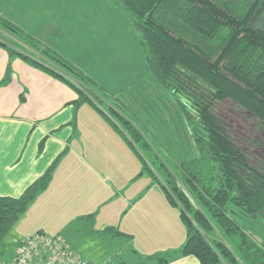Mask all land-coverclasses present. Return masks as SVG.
<instances>
[{
  "label": "trees",
  "instance_id": "trees-1",
  "mask_svg": "<svg viewBox=\"0 0 264 264\" xmlns=\"http://www.w3.org/2000/svg\"><path fill=\"white\" fill-rule=\"evenodd\" d=\"M105 1L126 14L152 78L164 90L159 91L187 125L189 155L176 161L168 154L173 168L158 149L161 142L145 135L140 122L132 125L124 111L132 108L121 97L106 96L113 112L104 111L98 104L101 94L92 93V80L80 69L4 19L0 29L6 38L40 53L49 65L21 49L17 55L73 88L74 118L81 105L89 104L131 147L142 165L137 177L149 175L179 212L185 229V241L177 250L182 256L195 257L197 264H264V237L245 226L264 217V30L250 24L261 0H251L246 10L242 3L224 0ZM231 110L249 120V145L262 150L260 157L252 159L249 145L240 144L225 117ZM66 152L20 196H0V257L3 239L47 188ZM95 215L83 218L94 221ZM103 231L121 233L115 227ZM54 239L61 250L75 254L61 236ZM168 261V254L158 258V264Z\"/></svg>",
  "mask_w": 264,
  "mask_h": 264
},
{
  "label": "crops",
  "instance_id": "crops-1",
  "mask_svg": "<svg viewBox=\"0 0 264 264\" xmlns=\"http://www.w3.org/2000/svg\"><path fill=\"white\" fill-rule=\"evenodd\" d=\"M5 38L0 29V196H20L67 152L47 188L3 239L0 264L12 263L20 244L38 232L61 236L78 253L92 246L91 234L108 238L115 251L126 247L131 264H158L165 254L167 264H197L177 251L185 241L178 210L149 175L137 177L139 158L106 117L83 104L74 118L73 88L25 61L17 55L19 45ZM92 213L94 221L83 218ZM106 227L121 233L103 231Z\"/></svg>",
  "mask_w": 264,
  "mask_h": 264
},
{
  "label": "rangeland",
  "instance_id": "rangeland-1",
  "mask_svg": "<svg viewBox=\"0 0 264 264\" xmlns=\"http://www.w3.org/2000/svg\"><path fill=\"white\" fill-rule=\"evenodd\" d=\"M224 1L242 3L244 10L251 4V0ZM252 16L250 24L264 30V0L259 1ZM0 19L18 27L42 45L41 41H49L53 51L92 80V93L104 94L107 103L110 96L121 97L132 108V111L124 109L132 125L136 126L134 121L140 122L145 135L152 141L161 142L163 146L158 149L167 160L170 159L168 154L173 155L176 161L188 158L187 125L168 105V97L159 91L163 89L153 80L139 35L124 12L105 0H0ZM5 40L14 45L12 37ZM14 42L29 51L30 55H37L36 58L33 55L28 57L49 65L40 53L32 51L22 42ZM19 46L17 50L28 53ZM103 98H98L100 108L113 112L102 106ZM225 117L233 125L240 144L248 146L251 132L249 120L235 110L225 111ZM248 147L247 152L252 159L262 155L261 149L254 145ZM168 162L173 168L174 162ZM245 226L261 232L264 237V217ZM91 236L92 246L89 249L82 250L80 254L72 249L80 258L92 264H131L126 259L129 253L125 254L124 245L120 244L116 249L121 253L119 255L112 249L113 242L110 243L108 238L96 234Z\"/></svg>",
  "mask_w": 264,
  "mask_h": 264
},
{
  "label": "built area",
  "instance_id": "built-area-1",
  "mask_svg": "<svg viewBox=\"0 0 264 264\" xmlns=\"http://www.w3.org/2000/svg\"><path fill=\"white\" fill-rule=\"evenodd\" d=\"M58 240L35 234L26 238L17 250L15 260L10 264H89L78 255L61 250ZM36 256H44L36 260Z\"/></svg>",
  "mask_w": 264,
  "mask_h": 264
}]
</instances>
